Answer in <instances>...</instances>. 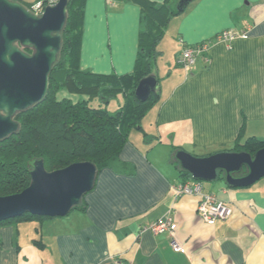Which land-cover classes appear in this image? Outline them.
<instances>
[{
	"label": "crops",
	"instance_id": "obj_1",
	"mask_svg": "<svg viewBox=\"0 0 264 264\" xmlns=\"http://www.w3.org/2000/svg\"><path fill=\"white\" fill-rule=\"evenodd\" d=\"M139 17L133 1L85 0L80 70L130 73ZM224 30L245 36L227 47L214 39ZM161 42V59L171 49L175 55L165 68L156 63L160 97L120 152L134 174L101 170L84 208L67 218L0 226V264H264V178L235 189L221 176L208 186L196 181L233 210L214 225L200 218L198 197L174 194L175 185L195 181L180 177L177 151L207 157L238 138L264 139V0H194L169 21ZM203 42L208 49L193 65L177 64L183 49ZM168 215L179 250L168 232L149 230Z\"/></svg>",
	"mask_w": 264,
	"mask_h": 264
},
{
	"label": "trees",
	"instance_id": "obj_2",
	"mask_svg": "<svg viewBox=\"0 0 264 264\" xmlns=\"http://www.w3.org/2000/svg\"><path fill=\"white\" fill-rule=\"evenodd\" d=\"M19 2L23 7L45 0ZM133 1L140 9L138 48L130 73L123 75L95 74L80 70V47L82 39L85 0H67L66 24L61 33V46L57 61L49 74L46 96L42 101L24 112L14 121L18 132L0 142V197L21 192L30 184V167L35 159H41L44 169L52 172L78 162H90L96 175L103 169L133 175V166L120 160V152L128 142L131 130H142L141 122L160 97V90L151 93L140 102L135 97L139 81L151 74L157 76L158 49L169 21L181 16L187 6L178 10L180 0ZM78 96L72 100L58 94ZM121 97L118 108L108 110L111 100ZM97 100L96 106L91 105ZM144 142L152 137L143 133ZM264 148V139L249 137L242 142L238 138L226 152H245L253 156ZM174 151L178 150L176 147ZM180 177L191 179L187 172ZM221 178V177H219ZM83 201L72 210H82ZM50 219L23 214L0 222V226L21 221ZM39 244L38 241H33Z\"/></svg>",
	"mask_w": 264,
	"mask_h": 264
},
{
	"label": "water",
	"instance_id": "obj_3",
	"mask_svg": "<svg viewBox=\"0 0 264 264\" xmlns=\"http://www.w3.org/2000/svg\"><path fill=\"white\" fill-rule=\"evenodd\" d=\"M194 0H180L181 10ZM67 0H57L35 15L19 2L0 0V142L18 132L12 119L44 99L49 74L57 61L61 33L66 24ZM32 47L31 56L15 44ZM155 74L142 78L136 89L138 101H146L158 90ZM175 160L182 171L200 182H214L220 176L232 189L253 185L264 178V148L253 156L245 152H219L196 157L177 151ZM30 184L21 192L0 197V222L30 214L40 217H64L79 205L96 180V168L90 162H78L47 172L41 159L28 164Z\"/></svg>",
	"mask_w": 264,
	"mask_h": 264
},
{
	"label": "built area",
	"instance_id": "obj_4",
	"mask_svg": "<svg viewBox=\"0 0 264 264\" xmlns=\"http://www.w3.org/2000/svg\"><path fill=\"white\" fill-rule=\"evenodd\" d=\"M36 12H40V5ZM245 36V31L237 32L235 30H224L218 33L215 36V40L220 43H224L227 47H230V44ZM209 43H199L195 46L188 47L183 49L180 56L178 57L177 64L183 68H188L196 62V59L199 55H202L208 49ZM205 62H208V59L205 58ZM175 197L181 196H196L199 198L197 204V212L200 215V218L207 225H214L218 220L229 219L233 210L226 205L223 201L217 200L212 195H206L202 192V185L200 182L196 181H183L174 186ZM176 224L173 222V219L170 215L166 216L164 219L157 221L152 225L149 230L154 234H159L162 232H168L172 239V246L175 250H179L180 246L177 245L174 239Z\"/></svg>",
	"mask_w": 264,
	"mask_h": 264
},
{
	"label": "rangeland",
	"instance_id": "obj_5",
	"mask_svg": "<svg viewBox=\"0 0 264 264\" xmlns=\"http://www.w3.org/2000/svg\"><path fill=\"white\" fill-rule=\"evenodd\" d=\"M57 2V0H45V5L43 6V3H42V1H40V2H37V3H35V4H33V5H31L29 8H25V9H27L29 12H31V13H33V14H35V15H41V13L43 12V10H44V8L45 7H47V6H49V5H53V4H55ZM40 5V12H36L37 10H38V8H39V6H37V5ZM160 44V46L162 47V45L164 44V42H161V43H159ZM33 52H34V50H33ZM174 55H175V52L174 53H172V49L171 50H169L168 51V53L164 56V58H158V64H159V66L161 65L163 68H165L166 67V64H165V62L167 63L168 62V59L170 58V57H174ZM167 69V68H166ZM166 69L165 70H163V76H165L166 75V73H167V71H166ZM62 96H66V97H69V98H71L72 100H76V99H78V96H75V95H68V94H66L65 92H61V93H59L58 94V98H60V97H62ZM119 102H121V97L120 96H118L117 97V99H115V100H111L110 101V103H109V105H108V110H110V111H114V110H116L117 108H118V103ZM98 104V101L97 100H93L92 102H91V105H93V106H96ZM147 116V115H146ZM135 130V129H134ZM152 140V139H151ZM203 185L204 186H208V185H210V182L208 183V182H203ZM62 218H67V215L65 216V217H62Z\"/></svg>",
	"mask_w": 264,
	"mask_h": 264
},
{
	"label": "flooded vegetation",
	"instance_id": "obj_6",
	"mask_svg": "<svg viewBox=\"0 0 264 264\" xmlns=\"http://www.w3.org/2000/svg\"><path fill=\"white\" fill-rule=\"evenodd\" d=\"M16 46H18V48L23 52L25 53L26 55L28 56H31L34 52H33V48L30 46V47H22L19 43H16L15 44ZM12 119L14 120V118L12 117Z\"/></svg>",
	"mask_w": 264,
	"mask_h": 264
}]
</instances>
